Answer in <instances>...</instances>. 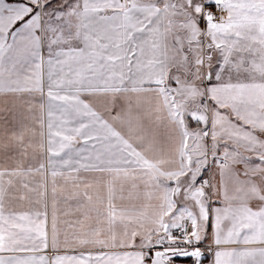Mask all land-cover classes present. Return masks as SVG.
Instances as JSON below:
<instances>
[{
    "label": "snow or ice",
    "instance_id": "snow-or-ice-1",
    "mask_svg": "<svg viewBox=\"0 0 264 264\" xmlns=\"http://www.w3.org/2000/svg\"><path fill=\"white\" fill-rule=\"evenodd\" d=\"M0 264H264V0H0Z\"/></svg>",
    "mask_w": 264,
    "mask_h": 264
}]
</instances>
